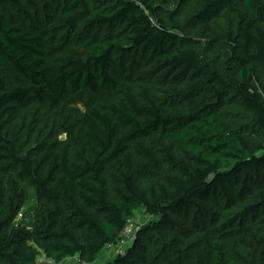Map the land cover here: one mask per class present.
<instances>
[{
  "label": "trees",
  "instance_id": "trees-1",
  "mask_svg": "<svg viewBox=\"0 0 264 264\" xmlns=\"http://www.w3.org/2000/svg\"><path fill=\"white\" fill-rule=\"evenodd\" d=\"M37 1L0 0V122L30 99L55 108L72 93L92 96L77 144L59 150L46 177L32 169L31 160L15 155L21 172L54 205L44 234L46 254L56 264L76 256L95 263L141 211L164 226L175 224L173 214L195 225L211 214L218 190L229 196L227 184L239 174L261 168L264 175V143L227 121L228 108L240 100L252 127L264 130V101L254 86L257 61L264 63V0H197L203 24L226 5L246 9L232 75L203 65L180 29L176 16L189 0H173L178 6L171 22L162 10L168 0H61V15L48 25L30 11ZM61 29L69 34L57 39ZM128 63L144 71L128 78L122 71ZM4 68L25 85L10 90ZM151 134L160 135V149L147 144ZM0 148L14 152L1 131ZM246 182L244 177L239 195ZM258 205L264 206V186L243 212L220 224L201 223V249L184 264H247L231 254L223 236ZM10 216L0 194V231ZM155 228L147 235H157ZM153 237V244L164 247ZM15 252L21 264H38L34 247ZM114 264L137 262L122 254Z\"/></svg>",
  "mask_w": 264,
  "mask_h": 264
},
{
  "label": "rangeland",
  "instance_id": "rangeland-1",
  "mask_svg": "<svg viewBox=\"0 0 264 264\" xmlns=\"http://www.w3.org/2000/svg\"><path fill=\"white\" fill-rule=\"evenodd\" d=\"M177 6L173 0L163 4L162 10L168 22H171L169 16ZM61 8V0H38L35 5L30 6V11L35 19L48 25L57 22ZM202 8L203 5L197 0H189L176 16L180 29L197 48L203 65L232 75L236 72L235 61L241 51V31L246 9L242 4H236L234 7L226 5L217 10L216 17L211 22L203 24L196 17ZM11 16L20 24H30L21 16L13 14ZM66 34H69L68 30L61 29L56 33V38L59 39ZM257 64L259 74L255 77L254 86L256 93L264 101V63L257 61ZM122 71L129 78L135 77L144 71V68L138 63L135 65L128 63ZM3 73L10 90L25 85L23 79L12 71L4 68ZM91 99L92 96L88 93H72L55 108H51L47 102L41 103L30 99L25 104L16 106L0 122V131L12 144L14 151L0 148V194L11 214L7 226L0 231L2 248L0 264H21L15 252V248L20 246L34 247L37 251L38 264H56L46 254L44 234L54 205L43 198L32 179L21 172L23 163L17 161L15 155L31 160L32 169H37L41 176L46 177L59 150L73 148L77 144L83 114ZM239 101L228 108V123L257 144L264 143V130L252 127L250 118L245 116L250 114ZM146 142L157 149L163 144L158 134H151ZM158 155L162 157V163L166 161L171 165L164 153L158 152ZM140 159L136 157L137 162L141 161ZM244 177L247 179L245 190L239 195L237 188ZM263 186L264 175L261 168L239 174L227 184L229 196L218 190L213 200L211 214L200 218L201 221H197L195 225L173 214L175 224L164 226L158 219L141 211L130 222L133 234L129 239L124 243L107 246L95 263L87 264H114L116 257L122 254L134 259L137 264H184L201 249V223L208 224L213 219L220 224L243 212L248 205L254 203L256 193ZM194 213L195 211L191 209L190 215ZM200 216L199 214L196 217ZM153 226L158 233L153 236L161 238L164 245L162 248L160 244L152 243L154 237L151 234L147 235ZM225 231L228 232L223 238L226 239L235 258L242 263L264 264V206L258 205L252 214L237 217ZM231 235L234 238H231ZM171 237L176 238L175 242L168 245ZM136 241H139L141 246H136ZM80 260L81 257L76 256L68 258L66 262L80 264Z\"/></svg>",
  "mask_w": 264,
  "mask_h": 264
},
{
  "label": "built area",
  "instance_id": "built-area-1",
  "mask_svg": "<svg viewBox=\"0 0 264 264\" xmlns=\"http://www.w3.org/2000/svg\"><path fill=\"white\" fill-rule=\"evenodd\" d=\"M132 234H133L132 233V227H131V224L129 222V224L123 229L122 234H121V238H120L118 243H124L127 239H129L132 236ZM79 262H80V264H87V262L82 260V259Z\"/></svg>",
  "mask_w": 264,
  "mask_h": 264
}]
</instances>
